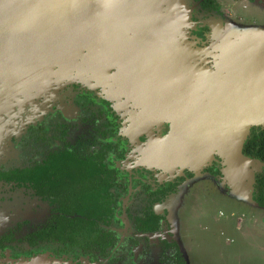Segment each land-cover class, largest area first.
<instances>
[{
  "label": "flooded vegetation",
  "instance_id": "af4514ba",
  "mask_svg": "<svg viewBox=\"0 0 264 264\" xmlns=\"http://www.w3.org/2000/svg\"><path fill=\"white\" fill-rule=\"evenodd\" d=\"M192 1L198 5L197 11L202 15L220 17L215 0H212V6L207 10L201 8V0ZM179 2L177 4L181 6L178 5V8L183 11V4ZM165 20L159 18L160 24L156 27L157 21L149 17H129L127 27L122 29L117 27L116 32L109 35L112 47L108 52L112 65L98 76L95 71H91L81 76V79L77 78L79 81L72 82L74 85L71 87L90 91L83 108L93 114L82 120L92 127L93 135L88 140L90 144L75 147L69 140H64L68 132L62 126L57 136H52L56 139L55 143L61 144L58 148L48 150L41 160L28 166L0 170V182L30 190L33 197L46 202L48 206L47 218L36 229L19 238L14 236L12 229L0 235V253L10 250L12 245L26 247V253L21 256L3 254L4 256H0V264H26L33 261L35 264H69L66 255L72 254L73 251L79 254L83 264H107L112 259L113 264H121L129 255L137 260V256H140L139 239H146L160 232L161 224L164 222V215L156 212L154 207L165 201L169 195L176 193L186 180H191L190 185L183 191L181 200L170 211L173 226L176 225L174 236L158 240V246L160 255L170 253L167 259L171 264H186L187 258L189 263L191 261L192 264H196L187 243L184 242L183 246V239H187L188 234L183 225H180L179 215L174 209L184 210V202L192 198L191 193H202L203 198L206 197L205 192L209 186L206 182L216 184L227 192L237 191L239 187H235L236 181L229 178L227 171V176L224 174L225 166L218 152L212 151L210 162L200 167L196 165L198 163L186 165L169 157L172 152L189 150L197 153L209 152L210 147L204 145L206 142L198 138V129H195L194 123L190 118L188 120L182 111L181 100L172 96L173 84L168 82L176 78L168 77L167 71L177 72L180 62L192 65L198 61L197 57H190L188 60L185 56L187 53L197 55L200 50L206 49V53L215 55V47L219 50L221 45L217 47L216 41L210 43L207 26H196L192 29L187 22L186 27L175 32L177 28L166 25ZM202 59L206 61L208 67H213L212 57L207 55ZM91 90H98L101 93L97 95ZM68 115L62 119L69 121ZM182 116L186 118L184 124L183 121H178ZM174 130L176 134L172 139H168ZM37 138L43 139L40 134ZM62 152L87 159L85 162H75L71 165L83 167V172L93 171L98 189L95 198L98 202L102 200L104 190L105 198L109 201V212L106 217L95 220L94 227L99 232V238L94 247L89 249L48 241H35L34 244H29L26 240L27 236L45 228L53 216L59 215V211L56 210V204H50L48 199L35 193L32 185L17 180L16 176L26 174L43 164L48 155ZM256 162L260 169L252 172V181L243 182L239 179L238 184L246 193L249 186L247 196H250L258 207L264 208V204L258 203L253 197L254 176L264 170V165ZM217 164L218 168L214 169ZM128 169H132V182L139 186L145 204L137 215L130 217L132 235L125 241H120L111 225L119 199L116 190L125 193L128 182L132 179L127 176ZM8 176L12 179H7ZM217 179L222 181L219 182ZM73 216L65 215L66 218ZM14 227L18 229L20 224H15ZM170 232L173 233V230ZM4 237L9 240H5ZM44 245H51L53 248L50 252H40L39 249Z\"/></svg>",
  "mask_w": 264,
  "mask_h": 264
},
{
  "label": "rangeland",
  "instance_id": "374dc122",
  "mask_svg": "<svg viewBox=\"0 0 264 264\" xmlns=\"http://www.w3.org/2000/svg\"><path fill=\"white\" fill-rule=\"evenodd\" d=\"M9 1L19 4L37 2L38 9L31 19L32 29L40 23L49 22L47 19L37 22L41 16L51 13L59 16L57 11H50L43 0H2V3ZM69 1L78 6L82 0ZM160 1L169 4L167 7L172 14L177 10L179 18L181 9H177L174 1H181L182 13L189 27L195 29L196 26H207L210 43L216 41L217 47L223 45L225 48V41L232 40L234 36L261 35L264 39V0H215L220 17L202 15L197 11L198 5L192 0ZM92 3L97 7V3ZM108 10L107 6L106 11ZM44 30L42 36L46 35ZM14 35L9 32L3 34V29H0V41H4L0 49V170L28 166L41 160L48 150L58 148L61 144L55 143L56 139L52 136H57L62 126L68 132L64 140H69L75 147L90 144L88 140L93 135L91 125L82 122L93 114L83 108L90 91L71 86L74 85L72 82L79 81L81 76L94 72L97 68L92 64L87 65L75 54L43 69L44 60L40 61L42 57H37L46 53L49 44L47 37L23 42L20 37L13 38ZM214 51L215 61H218L220 51L216 47ZM202 52L206 54V51L200 50V54ZM92 92L97 95L101 93L98 90ZM66 114H69V121L62 119ZM39 134L43 139L37 138ZM211 154H207L196 165L200 167L208 164ZM222 160L225 166L223 171L227 176L226 164L223 158ZM217 168L218 164L214 169ZM249 169L253 172L260 168L253 165ZM126 173L129 178L133 177L132 169H128ZM239 179L246 182L249 178L244 173L240 176L238 174L235 187L239 188L234 192H227L216 184L206 182L209 185L206 197L203 198L202 193H191L192 198L184 202V210L174 209L179 215L180 225H183L188 234L187 239H183V246L186 242L196 264H264V208L258 207L247 196L249 186L247 193L243 187L240 188ZM132 180L133 178L128 182L125 193L116 190L119 199L111 229L116 232L120 241H125L132 235L130 217L137 215L145 204L139 186L133 184ZM190 182L191 180H186L176 193L154 207L156 212L164 215L160 232L146 239H139L138 259H132L129 255L121 264H171L167 259L169 252L160 255L158 240L174 236L176 225L173 226L170 211L181 200L180 197ZM47 216L46 202L33 197L30 190L0 182V235L12 229L14 236L19 238L42 225ZM15 224H20V227L16 229ZM171 229L173 233L170 232ZM52 248L51 245H44L39 251L50 252ZM25 249L24 246L12 245L10 250L1 252L0 256H21L26 253ZM66 257L69 264H83L77 252L73 251ZM185 262L192 264L188 258ZM113 263L114 259L107 262Z\"/></svg>",
  "mask_w": 264,
  "mask_h": 264
},
{
  "label": "water",
  "instance_id": "95a60500",
  "mask_svg": "<svg viewBox=\"0 0 264 264\" xmlns=\"http://www.w3.org/2000/svg\"><path fill=\"white\" fill-rule=\"evenodd\" d=\"M42 2L50 11H57L59 16L52 13L41 16L37 22L43 19L49 22L40 23L32 29L31 19L38 9L36 1L19 4L11 1L2 3L0 0V29H3V34H15L13 38L20 37L23 42L47 37L49 44L46 53L37 57H42L40 61L44 60L43 69L75 54L82 61L91 60L93 66L105 56L111 58L108 52L110 42L101 34L112 33L117 27H127L129 17L166 19V25L174 27L178 18L179 24L175 32H179V28L186 27L187 24L182 11L179 18L177 10L172 14L167 7L169 4L160 0H82L78 6L69 0ZM92 2L97 3V7ZM174 4L178 9L177 2L174 1ZM156 21L157 27L160 22L159 19ZM23 29H26L25 32H22ZM43 29L45 36H42ZM50 42L53 44L50 45ZM3 43L4 41H0V49ZM99 43L108 44L101 46ZM225 44V48L222 45L218 50L221 56H218V61L213 62V70L204 63L192 69V79L196 82L194 91L198 99L193 109L184 104L181 106L188 120L190 118L195 129H198L200 140H214L220 144L217 146L218 150H215L224 159L230 178L235 180L238 174L240 176L244 173L251 180L252 172L249 167L258 163L242 156L240 148L250 127H264V39L261 35L234 36L232 40H226ZM103 51L105 54L101 53ZM202 60L200 59L201 63L204 62ZM104 66L109 67L110 64L102 63L100 67ZM210 153L212 151L182 152L169 157L192 165L200 163Z\"/></svg>",
  "mask_w": 264,
  "mask_h": 264
},
{
  "label": "trees",
  "instance_id": "16d2710c",
  "mask_svg": "<svg viewBox=\"0 0 264 264\" xmlns=\"http://www.w3.org/2000/svg\"><path fill=\"white\" fill-rule=\"evenodd\" d=\"M212 2V0H201V8L207 10L212 6ZM240 153L264 165V127L249 128ZM86 160L64 152L50 154L43 164L26 174L16 176L17 180L32 185L35 193L48 199L50 204H56V210L59 211V215L53 216L45 228L27 236L26 240L29 244H34L35 241H48L68 243L81 249L94 247L99 238V232L94 227L95 220L106 217L109 212V201L105 198L104 190L102 200L98 202L95 198L98 189L93 171L83 172V167L71 165ZM6 178L12 179L11 176ZM253 188L254 199L264 204V170L254 176ZM65 215H77V217L66 218ZM5 240L9 239L5 238Z\"/></svg>",
  "mask_w": 264,
  "mask_h": 264
},
{
  "label": "crops",
  "instance_id": "0c3cea01",
  "mask_svg": "<svg viewBox=\"0 0 264 264\" xmlns=\"http://www.w3.org/2000/svg\"><path fill=\"white\" fill-rule=\"evenodd\" d=\"M151 20H155V18L156 17H149ZM157 19H159V18H156V20ZM177 20H175L176 21V23L174 22V24H175V28L174 29H176L177 28V24H179V20H178V18H176ZM165 24H167V23H165ZM128 25H129V23H128ZM116 31H114L113 30V32L112 33H115ZM111 33H108V34H104L103 36H105L106 38V41H109V42H111V37L109 36ZM104 39V40H105ZM107 44L108 43H99V45H101V46H107ZM110 46L112 47V44L110 43ZM111 47H109L110 49H111ZM109 49V50H110ZM103 50H105V49H103ZM105 51H107V50H105ZM105 51H103V52H101L102 54H105ZM201 51H206V49H202ZM106 54H108V52L106 53ZM199 54H200V52H199ZM191 54V53H187L185 56L188 58V60H190V57H193V58H195V57H197L198 58V61H196V62H194L192 65H189V64H186V63H182V62H180V64H179V68L177 69L178 71L177 72H173V71H167V73H168V77H171V78H176V80H173V81H171V82H168V83H172L173 84V91H172V96H175V97H178L181 101H180V103L181 104H184V105H186L188 108H191V109H193V107H194V105H195V102H196V99H198V97H196V95H195V91H194V88H195V85H196V82L192 79L193 78V75H192V73H191V71H192V69L196 66L197 67V65H202L203 63H204V65L206 66V67H208V65L206 64V61H204V62H200V59H202V57L204 58L205 56H210V57H212L213 59H214V62H215V55L213 54V53H206V54H204V52H202V54ZM184 59V58H183ZM91 61V60H90ZM89 60H84L83 62H85L86 64L87 63H89L90 62ZM203 61V60H202ZM188 62H190V61H188ZM97 63H98V67H96L97 69H96V71H95V73H96V76H98L99 74H101L105 69H107L108 67L106 66H104V67H100L101 65H102V63H109L110 65H112V63H111V58H106V56H105V58H102V59H100L99 60V62L97 61ZM97 63H96V66H97ZM214 67V66H213ZM210 68V67H208L209 69H211V70H213L214 68ZM98 72V73H97ZM172 74V76H169V75H171ZM176 76V77H175ZM183 78H184V80H183ZM181 111V110H180ZM183 113V112H182ZM186 119V118H185ZM184 119V117L182 116V118L180 119V120H178V121H180V122H182L183 121V124H184V121L186 122V120ZM176 133H175V130L174 131H172V133H171V135L169 136V138L168 139H172V137H173V135H175ZM217 143H215V141L214 140H211V141H208V142H206V143H204V145H206L207 147H210L209 149H210V151H215V152H218L217 150H218V147L220 146V144L218 143L217 145H216ZM218 146V147H217ZM215 149H217V150H215ZM187 152H194V151H191V150H189V151H187ZM204 152H206V151H204ZM175 153H182V152H172V154H175ZM195 153H197V151H195ZM203 153V152H202ZM169 155V156H173V155ZM175 161V160H174ZM34 262V261H33ZM33 262H29V263H26V264H32ZM33 264H35V263H33Z\"/></svg>",
  "mask_w": 264,
  "mask_h": 264
}]
</instances>
